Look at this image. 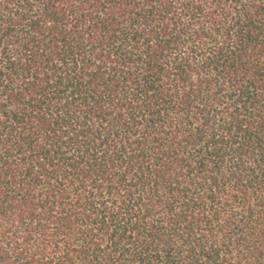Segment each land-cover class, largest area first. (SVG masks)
<instances>
[{
	"label": "trees",
	"instance_id": "1",
	"mask_svg": "<svg viewBox=\"0 0 264 264\" xmlns=\"http://www.w3.org/2000/svg\"><path fill=\"white\" fill-rule=\"evenodd\" d=\"M0 264H264V0H0Z\"/></svg>",
	"mask_w": 264,
	"mask_h": 264
}]
</instances>
